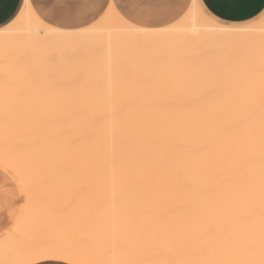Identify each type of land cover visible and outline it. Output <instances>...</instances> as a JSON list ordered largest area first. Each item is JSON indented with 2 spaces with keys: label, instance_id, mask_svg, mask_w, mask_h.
<instances>
[{
  "label": "bare ground",
  "instance_id": "6f19581e",
  "mask_svg": "<svg viewBox=\"0 0 264 264\" xmlns=\"http://www.w3.org/2000/svg\"><path fill=\"white\" fill-rule=\"evenodd\" d=\"M36 16L0 29V170L22 201L0 264H264V22L221 33L191 6L167 32L66 31ZM97 212L108 235L66 236Z\"/></svg>",
  "mask_w": 264,
  "mask_h": 264
},
{
  "label": "crops",
  "instance_id": "0c3cea01",
  "mask_svg": "<svg viewBox=\"0 0 264 264\" xmlns=\"http://www.w3.org/2000/svg\"><path fill=\"white\" fill-rule=\"evenodd\" d=\"M33 3L32 0H0V29L9 25L19 14V12L24 8L26 3ZM112 2V0H110ZM114 2L119 5V10L126 16L132 17L142 24H153L156 27L147 29H156L157 27H165L161 21H167V26L173 24L179 20L185 12L193 5H199L201 0H182L181 3L175 4L170 2H160V3H148V4H138L136 0H114ZM39 7L42 12H44L45 3L43 0H38ZM211 8L218 14L225 18L224 22L230 25H235L239 27H246L261 20L264 17V0H208ZM34 5V3H33ZM65 6L68 8H75V5H66L63 0H56V7L59 8ZM35 14L39 15L43 22L49 26L60 30H77L80 28H69L58 24H50L46 21L41 11L37 6L34 5ZM95 8H98L96 5ZM199 8V7H198ZM151 10L155 13L149 20L148 12ZM66 13L61 14L58 18L62 23H76L83 21L85 17H80L72 19L68 17ZM63 16V17H62ZM237 18H247L243 23ZM84 28V27H81ZM0 233L4 232L10 227L16 215L18 213V204L15 199L17 196L13 194V190L9 186L2 185L5 180H8L15 184V182L2 170H0ZM16 185V184H15ZM12 190V191H11ZM37 264H64L62 262L48 261L41 262Z\"/></svg>",
  "mask_w": 264,
  "mask_h": 264
},
{
  "label": "rangeland",
  "instance_id": "374dc122",
  "mask_svg": "<svg viewBox=\"0 0 264 264\" xmlns=\"http://www.w3.org/2000/svg\"><path fill=\"white\" fill-rule=\"evenodd\" d=\"M32 1H33L34 5L37 6V8H39V10L41 11L42 15L44 16V18L46 19V21L48 23H50V24H58V25H61V26H64V27H69V28H81V27H88V26L93 25V24H91V21H92V18L96 14L97 9H98V8H95L96 5H87V6H85L82 9L81 6L77 5V4H74L75 5L74 9L73 8H68V7H65V6H61V7L57 8L56 7V0H43V2L45 3V5H44V9L45 10H44V12H42L41 8L39 7L38 0H32ZM66 5H68V4H66ZM65 13H66V15L68 14L67 16L68 17L70 16L72 19L77 18V20H78V18H80V17H85V18L82 19L83 21L72 23V24L62 23V22L59 21L58 18H60L59 16L61 14H65ZM165 26H167V25H165ZM161 27H163V26H161ZM246 49H247V51L244 50V54H243L244 58H242L243 59V61H242L243 63L242 62L239 63V62L231 61L228 64H225L224 66L221 67V68L224 69L223 70V72H224L223 74H226V73L230 72L232 70V68L233 69L234 68H247L245 62H247L248 60L246 61L245 59L248 58V55L246 54L247 55V57H246L245 56V52H248V48H246ZM18 79L19 78H17V81L15 80V85H19L20 83H18V82H21V84H22V82L24 81L23 79L22 80H20V79L18 80ZM16 87H18V86L14 87V89L16 91L15 94L17 95V93H18L17 90L18 89H16ZM2 185L9 186V187L12 188L13 194H15V196H17L15 201L18 204V208H19L21 206L22 201L20 199V195H19L20 193H19L17 185H15L14 183H12V182H10L8 180H5V182H3ZM58 186L60 188L61 187L65 188L64 187L65 185H63L61 182H59ZM65 194H66L65 191H61V192H56L53 195H55L57 197L56 198L54 196V198H56L55 200H59L60 202H62L63 200L66 199ZM68 194H69V192H68ZM68 202H69V206L70 207H72L74 205V201L69 200ZM63 206L66 207L65 205H60L61 208H63ZM103 217H104V212H97V213H95L94 216H92L91 214L90 215H88V214L83 215V220H84L83 223L71 226L68 229V231L66 232V236L67 237L78 236V238H84V239L87 238V237L88 238L91 237L90 239H93L94 237H98L99 238V236H100V239H102V237H104L105 235L109 234V232H107V230L109 228H108V226H106L107 224H105V222H103V220H102ZM90 223H92V224L90 225ZM95 223H99V224L95 225ZM85 227H86V229H85ZM88 228H89V231H88ZM96 230H98V231H96ZM57 232H58V230L54 231V230L46 229V230H41L39 233H40V235H47V234L48 235H52V238H54L55 235L53 236V234L57 235ZM87 233H89V234H87ZM90 233H93V234H90ZM198 236H200V235H198ZM200 238L202 239L201 236L199 238L195 239V241L197 240L196 242L199 243V244L202 242V241H198V239H200ZM93 243H96V242L93 241ZM85 244H88L87 239H85ZM198 248H200V246L197 247L195 250L197 251ZM199 250H200L199 252H200L201 255L197 251L198 255L195 256V254H197L196 251H195V253L193 254L194 258H197L198 256L204 257V254H202V248H200ZM202 257H201V259H203ZM197 259L201 260L200 258H197Z\"/></svg>",
  "mask_w": 264,
  "mask_h": 264
},
{
  "label": "snow or ice",
  "instance_id": "6c2138e0",
  "mask_svg": "<svg viewBox=\"0 0 264 264\" xmlns=\"http://www.w3.org/2000/svg\"><path fill=\"white\" fill-rule=\"evenodd\" d=\"M165 2V0H136V3L138 4H148V3H160ZM166 2L179 4L182 2V0H166ZM64 4L73 5L77 4L80 5L83 9L87 5H98V9L96 14L93 16L91 24L100 23L103 21H119L122 25H124L129 32H138L142 28H153L156 27L155 25L149 23V24H142L141 21H138L136 19H133L132 17L124 15L119 10V5H117L114 0L110 2V0H63ZM192 7H199L201 16L208 22L221 25L218 28V31L221 33H227V32H242L247 31L248 29L245 27H239L235 25H230L224 22L225 18H222V16L218 13H216L212 8L211 5L208 3V0H201V3L199 5H192ZM24 10H31L32 12H35V8L33 3L29 2L24 5ZM155 15L154 12L149 10L148 17L149 20H151L152 16ZM19 19V16L17 17ZM36 19L43 23V20L40 18L39 15L36 16ZM240 23H243L247 18H237ZM261 22H264V17H261ZM15 23V21L13 22ZM162 24H167V21H161ZM11 25H9L10 27ZM157 31L160 32H167L170 31V27H157ZM262 60H264V56H262ZM10 115L9 112V101L7 97L5 98V118L7 119ZM5 171H8V165L5 163L4 165ZM63 258V257H59ZM28 264H31V261L28 262Z\"/></svg>",
  "mask_w": 264,
  "mask_h": 264
}]
</instances>
